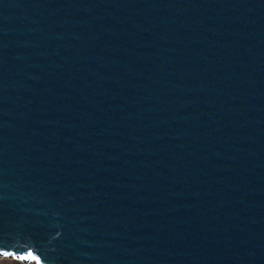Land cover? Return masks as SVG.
I'll return each mask as SVG.
<instances>
[{
    "label": "water",
    "instance_id": "water-1",
    "mask_svg": "<svg viewBox=\"0 0 264 264\" xmlns=\"http://www.w3.org/2000/svg\"><path fill=\"white\" fill-rule=\"evenodd\" d=\"M4 251L264 264V0H0Z\"/></svg>",
    "mask_w": 264,
    "mask_h": 264
},
{
    "label": "snow or ice",
    "instance_id": "snow-or-ice-1",
    "mask_svg": "<svg viewBox=\"0 0 264 264\" xmlns=\"http://www.w3.org/2000/svg\"><path fill=\"white\" fill-rule=\"evenodd\" d=\"M4 257H13L18 261H32L33 264H40V260L37 256H35L31 251L27 252L26 254L22 255H15L14 253L4 251L2 253Z\"/></svg>",
    "mask_w": 264,
    "mask_h": 264
},
{
    "label": "rangeland",
    "instance_id": "rangeland-1",
    "mask_svg": "<svg viewBox=\"0 0 264 264\" xmlns=\"http://www.w3.org/2000/svg\"><path fill=\"white\" fill-rule=\"evenodd\" d=\"M0 264H33L32 261H18L13 257H4L0 255Z\"/></svg>",
    "mask_w": 264,
    "mask_h": 264
}]
</instances>
